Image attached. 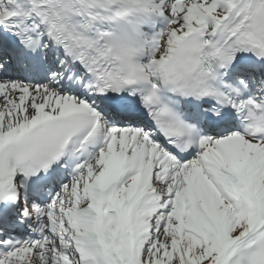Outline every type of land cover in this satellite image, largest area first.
Returning <instances> with one entry per match:
<instances>
[{
    "label": "snow or ice",
    "instance_id": "6c2138e0",
    "mask_svg": "<svg viewBox=\"0 0 264 264\" xmlns=\"http://www.w3.org/2000/svg\"><path fill=\"white\" fill-rule=\"evenodd\" d=\"M0 264H264V0H0Z\"/></svg>",
    "mask_w": 264,
    "mask_h": 264
}]
</instances>
